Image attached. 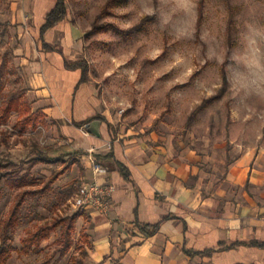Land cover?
I'll use <instances>...</instances> for the list:
<instances>
[{"label":"rangeland","instance_id":"1","mask_svg":"<svg viewBox=\"0 0 264 264\" xmlns=\"http://www.w3.org/2000/svg\"><path fill=\"white\" fill-rule=\"evenodd\" d=\"M65 5L82 31L87 80L101 88L127 124L193 150L199 168L215 178L245 150L264 157V0H65ZM24 33L10 0H0V162L5 164L0 247H10L3 264H89L79 248L84 240L78 220L60 260L58 228L35 252L22 251L21 238L39 224L77 211L72 201L80 184L70 181L69 169L46 191L25 197L2 243V221L16 193L42 188L68 162L27 161L31 143L50 145L52 135L43 123L23 124L36 107L26 94L27 73L17 54ZM13 99L17 109L2 112Z\"/></svg>","mask_w":264,"mask_h":264},{"label":"crops","instance_id":"2","mask_svg":"<svg viewBox=\"0 0 264 264\" xmlns=\"http://www.w3.org/2000/svg\"><path fill=\"white\" fill-rule=\"evenodd\" d=\"M54 3L10 0V9L26 30L17 54L32 111L51 130L48 155L72 160L71 182L114 186L108 212L88 209L76 219L89 264L105 257L104 264H264V247L248 244L264 242L261 151L245 150L215 178L199 168L193 150L127 124L101 88L71 67L84 58V44L69 14L40 36ZM93 119L101 121L99 136L85 129ZM144 225L157 229L145 235Z\"/></svg>","mask_w":264,"mask_h":264},{"label":"trees","instance_id":"3","mask_svg":"<svg viewBox=\"0 0 264 264\" xmlns=\"http://www.w3.org/2000/svg\"><path fill=\"white\" fill-rule=\"evenodd\" d=\"M65 16H66L65 0H55L53 7L50 9V11L45 16V21L40 28V36L42 37V34L44 33L46 29L54 26L57 22L62 20ZM71 67H80L81 68V81H87V75H86L87 68L85 66V62L83 59L79 62L74 63L73 65H71ZM224 79H225V76H223V80ZM13 107L17 109L14 99L10 100V103L2 109V112H8ZM39 123H43V115L39 110L31 112L29 116L23 119V124L30 125L32 128H36ZM52 149H53V146L51 145L40 146L36 142H32L30 145L29 152L33 156L27 161L31 164L35 162L64 163L65 160L63 158L50 157L48 155L50 151H52ZM71 163H72V160L68 161L65 166H62L59 170L54 172L42 188L33 189V190L24 188L23 190H19L16 193L15 199L9 207L8 215L2 221V243L3 245H5V243L9 239L8 235H9L10 228L17 220V214L19 213L20 208L25 201V197L27 195L35 196L39 193L46 191V189L50 187V185L54 182V180L57 177H59L67 168L70 167ZM2 167H5V164L0 162V168ZM0 176H1V172H0ZM14 183H16L15 180H14ZM81 214H82V211L80 212L79 210H77L70 214H65L64 216L58 215L57 217L52 218V220L49 222H45L44 224H39L34 230L30 231L27 235L21 238L20 241L22 243V251L35 252L36 248L40 244V241L43 238L47 237L50 231L58 228L60 232L58 243L60 244V246L55 250V254L58 255L57 259L60 260L72 245L70 234L72 230L74 229V223L77 217ZM156 229H157V225H153V226L144 225L141 227V230L143 231L145 235L154 233ZM81 237L84 240V244H81L79 248L85 249V256H87V252L85 248V244L88 243L87 235L84 233L83 229L81 230ZM248 244L258 246V247H264V242H259V241H251V242H248ZM9 249L10 247L8 246L6 248L5 246L0 247V264H3L4 260L6 259L8 255ZM106 259L107 258L105 257L96 264H104ZM113 263L117 264L116 262H113ZM40 264H46V261L41 262ZM75 264H84V263L82 261H78Z\"/></svg>","mask_w":264,"mask_h":264},{"label":"built area","instance_id":"4","mask_svg":"<svg viewBox=\"0 0 264 264\" xmlns=\"http://www.w3.org/2000/svg\"><path fill=\"white\" fill-rule=\"evenodd\" d=\"M91 151L92 148L90 149ZM91 161L96 171L103 170L100 164L94 162V159H91ZM113 190L114 186L109 182H94L81 185L73 197L72 204L79 211L93 209L101 213H106L112 205L110 196Z\"/></svg>","mask_w":264,"mask_h":264},{"label":"water","instance_id":"5","mask_svg":"<svg viewBox=\"0 0 264 264\" xmlns=\"http://www.w3.org/2000/svg\"><path fill=\"white\" fill-rule=\"evenodd\" d=\"M101 121L99 119H93L89 123L85 125V129L87 132L99 136V126Z\"/></svg>","mask_w":264,"mask_h":264}]
</instances>
